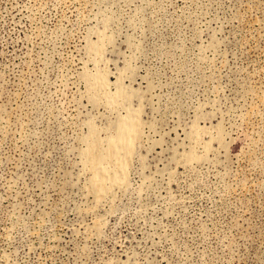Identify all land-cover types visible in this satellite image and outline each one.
Segmentation results:
<instances>
[{"label": "rangeland", "instance_id": "374dc122", "mask_svg": "<svg viewBox=\"0 0 264 264\" xmlns=\"http://www.w3.org/2000/svg\"><path fill=\"white\" fill-rule=\"evenodd\" d=\"M97 68L131 101L93 103ZM129 106L98 202L89 126ZM0 264H264V0H0Z\"/></svg>", "mask_w": 264, "mask_h": 264}, {"label": "bare ground", "instance_id": "6f19581e", "mask_svg": "<svg viewBox=\"0 0 264 264\" xmlns=\"http://www.w3.org/2000/svg\"><path fill=\"white\" fill-rule=\"evenodd\" d=\"M103 38H105V36ZM102 41L99 40L97 42H91L90 44L89 50L96 61L101 59L103 54L105 55V42L103 41V43ZM105 51H107V48ZM100 61L102 60H99V63ZM95 70L96 72L93 71L94 73H87L86 75L88 95L93 103H101V101L105 99L108 105L118 107L123 105L120 103L121 100L123 103L125 102V104L127 103L126 101H131L133 91L132 93L127 92L123 85L120 84L121 79L119 80L118 78L117 83L115 82L114 85H117V88L115 89V93L111 94L108 91L112 83L109 80L110 73L108 74V71L102 72L99 68ZM125 111L126 115H121L123 117H119V124L116 128V132L105 139V149L101 148L102 143L98 138L99 133L95 125L91 123L89 126V135L88 138H86L88 146H86L87 149L83 152V156L91 172V178L89 179L90 191L95 194L98 202L104 199L106 197L105 195H108L109 192L112 193V191H110L111 189L114 190L117 186H123L127 183V174L130 169L129 165H131V157L134 154L137 141L143 136L141 129L143 128L141 127L143 123H141L140 111L138 109H133L131 106L125 107ZM191 157H194V155Z\"/></svg>", "mask_w": 264, "mask_h": 264}]
</instances>
